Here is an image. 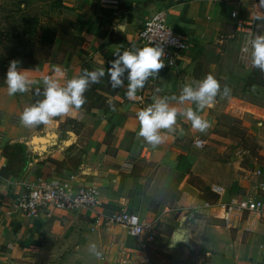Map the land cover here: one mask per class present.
Returning a JSON list of instances; mask_svg holds the SVG:
<instances>
[{"label":"crops","instance_id":"1","mask_svg":"<svg viewBox=\"0 0 264 264\" xmlns=\"http://www.w3.org/2000/svg\"><path fill=\"white\" fill-rule=\"evenodd\" d=\"M144 1L104 2L83 34L85 41L79 48L87 54L77 49L65 63L49 58L46 73L43 63L36 67L34 79L51 76L61 84L83 69L103 68L108 76V62L117 50L144 47L137 44V32L157 9L166 11L168 25L188 43L174 67H166L160 58L164 67L137 90L134 98L126 96L127 80L119 89L111 88L108 79L98 88L96 83L91 84L87 89L90 98L86 97L79 110L38 127L24 126L25 134L0 143V264H264V218L249 215L237 227L229 228L223 225L220 207L202 206L198 186L210 190L211 185L218 184L231 195L227 190L230 180L220 162L193 150L187 131L192 130L191 125L176 121L175 132L161 129L164 139L156 146L137 134L138 111L157 97H178L186 82L196 80L188 71L191 59L207 47H225L219 50V56L227 66L220 65L215 78L232 90L238 79L236 63L239 59L246 66L249 57L245 54L250 49L242 53L245 43L215 39L214 33L223 27H235L232 11L252 15L259 9L252 0ZM262 23L256 22L253 33ZM116 24H123L122 31L114 30ZM56 67L61 73L54 71ZM241 78H246V73ZM6 91L1 82L0 95ZM245 93L264 98L262 87ZM217 96L213 113L251 116L257 119L250 125L252 131L264 128V101L252 102L231 92ZM169 104L187 108L190 103L169 100ZM209 111L206 106L199 114L206 119ZM257 137L264 142V131ZM176 138L190 148L178 149ZM36 177H69L77 184L95 183L99 186V204L91 210H55L26 217L14 202L23 192L22 183ZM171 192L178 195L179 203H164V195ZM120 208L131 212L138 222L153 225L154 240L146 243L142 236L126 235L120 226H104L98 213ZM93 243L101 250L99 257L89 251Z\"/></svg>","mask_w":264,"mask_h":264},{"label":"rangeland","instance_id":"2","mask_svg":"<svg viewBox=\"0 0 264 264\" xmlns=\"http://www.w3.org/2000/svg\"><path fill=\"white\" fill-rule=\"evenodd\" d=\"M112 1L124 4L130 2V0H0V83H4L3 77L6 72L4 68L7 69L10 60H20L21 67L28 70L26 74L34 79L37 73L36 67L40 63L44 64L43 71L47 72L48 64L46 63L49 58L51 61L65 63L75 55L77 49L80 53L87 54V50L79 48L85 41L83 34L86 27L92 16L98 15L102 9L101 4ZM144 3L151 2L146 0ZM222 29L224 30H219L217 33L225 34L226 37H219L217 33H214L215 39H226L237 44L247 42L246 36L238 32L235 27L229 26ZM255 34H264L263 23L261 28L253 33ZM137 44L139 45L138 42ZM221 48L225 50V47L220 45L218 50L207 47L197 56L195 53L188 67L190 77L202 80L206 75L211 74L215 78V72L218 71L219 66H227L225 63L227 61L220 59ZM242 53H245L244 50ZM245 55L249 57L246 66L241 60L239 62V59L236 63L234 73L238 79L235 86L230 91L229 85L217 79L221 86L218 93L222 94L226 86L233 95L261 104L264 98L246 94L245 91L264 88V71L252 66L250 52ZM245 73L246 78H241ZM107 79L106 75L101 78L100 82L96 83L97 88ZM35 87L33 86V89ZM33 89L25 93L18 92L13 96H9L7 91L0 95V143L2 145L8 143V137L25 134L26 129L19 119L20 113L25 107L43 98L35 95ZM84 95L90 98L87 90ZM95 99L99 97L96 96ZM188 105L194 107V105ZM209 108L211 111L205 113L206 120L210 124L207 130L199 132L191 128L187 129L190 139L194 141L197 133V138H203L205 141L203 148L197 149L190 140L193 150L222 164V171L230 180L227 190L231 194L264 193V142L257 137L264 128L254 132L250 125L256 124L257 119L244 114L213 113V104ZM177 121L188 123L186 127L191 125L190 121L180 116ZM12 131L15 132L14 135L10 134ZM176 142L178 149L184 150L186 146L190 148L188 143L179 141L177 138ZM187 180L197 186L191 177ZM198 188L202 192L200 196L203 201L213 203L215 197L212 192L199 186ZM176 196H178L176 193H167L164 195V203H179V198Z\"/></svg>","mask_w":264,"mask_h":264},{"label":"clouds","instance_id":"3","mask_svg":"<svg viewBox=\"0 0 264 264\" xmlns=\"http://www.w3.org/2000/svg\"><path fill=\"white\" fill-rule=\"evenodd\" d=\"M260 6L264 7V0H260ZM254 20L264 19V16H255ZM123 24L114 25V30L122 31ZM252 66L264 71V34H255L249 38L244 51H249ZM164 55L163 49L158 45H149L135 50H117L115 58L108 62L107 75L111 88L119 89L126 85V96L134 98L137 90L144 87L151 76L158 73L164 67L160 59ZM20 60H10L4 74V84L7 94L13 96L16 93H25L33 86H36L34 94L42 96L34 104L27 106L20 113V122L24 126H35L47 124L52 118L68 114L73 110H79L86 103L85 91L91 84L99 83L105 76V69L96 70L83 69L82 72L71 79H67L63 84L58 79L51 76H44L41 79H32L26 74L27 69L21 67ZM56 73H61V69L56 67ZM42 86V90H41ZM220 84L208 74L202 80H192L186 82L177 96L157 97L148 107L141 109L137 113L139 121L138 135L144 140L156 146L160 144L164 136L161 129H166L168 133L175 132L177 117L180 116L191 122L192 129L204 132L210 127L209 122L199 113L206 106L210 107L218 92ZM159 91V89H157ZM229 89L225 86L223 94H227ZM169 100H175L183 105L186 101L194 107L178 108L169 104ZM135 224L137 218H131ZM89 251L99 257L101 253L96 245L90 244Z\"/></svg>","mask_w":264,"mask_h":264},{"label":"built area","instance_id":"4","mask_svg":"<svg viewBox=\"0 0 264 264\" xmlns=\"http://www.w3.org/2000/svg\"><path fill=\"white\" fill-rule=\"evenodd\" d=\"M259 11L252 15H244L232 11L230 15L236 18L235 28L242 32L247 41L253 35L257 21L255 16H264V7L260 6V0H252ZM137 42L143 46L158 45L164 55L161 57L165 66L174 67L188 48L186 39L166 22V11L157 9L141 24L137 32ZM245 45L247 44L244 41ZM197 149L203 148V138L193 141ZM23 192L15 199V207L26 217H36L40 213L48 211H77L93 209L99 204V186L95 183L77 184L72 178L65 177H36L31 181L23 182ZM210 191L215 195L213 203L202 201V206L209 208L218 206L222 210L223 225L225 227H237L247 216L253 215L264 218V193H234L227 195L223 187L218 184L210 186ZM225 197V198H223ZM104 226L117 225L124 233L133 238L144 237L146 243L155 238V229L148 223L136 221L132 223V213L125 208L111 211L108 214H100Z\"/></svg>","mask_w":264,"mask_h":264},{"label":"trees","instance_id":"5","mask_svg":"<svg viewBox=\"0 0 264 264\" xmlns=\"http://www.w3.org/2000/svg\"><path fill=\"white\" fill-rule=\"evenodd\" d=\"M39 125H37L36 127H38ZM211 192V191H210ZM214 197H215V195H214Z\"/></svg>","mask_w":264,"mask_h":264}]
</instances>
